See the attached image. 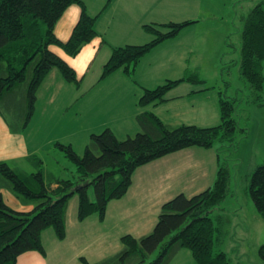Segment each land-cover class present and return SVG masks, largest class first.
Instances as JSON below:
<instances>
[{
	"label": "trees",
	"instance_id": "16d2710c",
	"mask_svg": "<svg viewBox=\"0 0 264 264\" xmlns=\"http://www.w3.org/2000/svg\"><path fill=\"white\" fill-rule=\"evenodd\" d=\"M72 4L80 7V17L68 40L62 42L55 37L53 28ZM95 18L87 14L81 0H0V106L3 104L20 116L27 108L28 121L37 89L52 69H57L67 83L78 87L80 82L75 71L49 47H57L67 56L75 57L85 44L98 36ZM190 23L143 25L144 32L153 38L142 45L112 47L100 79L118 70L131 78L137 62L146 53L175 37ZM240 38L239 75L248 84L253 100L258 101L256 105L262 106L264 0L254 5L243 19ZM180 82L205 83L188 72L181 79L168 80L153 89L144 88L137 105L162 103ZM237 101L219 92L220 122L212 127L170 126L144 111L136 115L140 132L122 140L109 129L90 135L81 156L70 144L55 142V148L75 165L76 174L71 179L55 177L34 154L25 158L32 172L0 161V188L8 190L21 204L32 206L30 211H15L0 195V264H16L18 257L29 251L44 256L41 233L47 228H52L62 240L66 207L73 195L79 200V221L92 214L103 219L108 202L125 195L136 168L188 147L215 150L218 167L212 185L190 198L180 194L165 202L149 234L137 239L129 235L121 237L122 249L95 264H169L180 249L189 250L195 264H230L223 252L214 251L224 233L210 213L219 207L229 188L230 172L220 158V147L235 144L236 130L245 133L234 117ZM0 115L6 119L1 107ZM248 193L257 214L264 220V163L251 173ZM157 250L156 258L148 261ZM259 254L264 259V244ZM79 261L90 264L84 258Z\"/></svg>",
	"mask_w": 264,
	"mask_h": 264
},
{
	"label": "crops",
	"instance_id": "0c3cea01",
	"mask_svg": "<svg viewBox=\"0 0 264 264\" xmlns=\"http://www.w3.org/2000/svg\"><path fill=\"white\" fill-rule=\"evenodd\" d=\"M81 1L87 3L84 4L87 14L96 17V20L106 12L111 3V0ZM128 4L135 6L133 10L135 16H138L140 11L137 3L128 1ZM80 13L81 9L77 4L65 9L53 28L57 39L62 42L68 40ZM137 31L138 29L129 35H136ZM192 32L184 28L175 37L153 47L137 62L131 78L120 70L103 79H100L101 73L89 77L90 64L94 63L103 50V58L109 57L110 49L106 47L112 46L98 32V36L85 44L75 57H69L61 49L50 46L49 49L75 71L80 83L78 87L67 83L57 69H52L38 87L35 103L43 94L40 92L42 84L57 80L54 85L59 88H52L54 92L60 95L62 89H65V102L74 104V112L70 116L74 123H66L68 115H65L63 124L57 122L60 126L67 127V130L73 128L75 131L72 136L65 135V132L63 137L76 135L83 138L85 144L90 135L99 134L105 129L111 130L120 140L135 135L141 130L136 115L144 111L152 113L163 124L170 126H216L220 122L221 91L204 80V84L180 82L166 94L162 103L145 107L137 105L144 88L153 89L168 80L181 79L192 70L194 50L198 42L204 45ZM146 40L143 35L134 44L125 42L123 45H139L146 43ZM200 49L198 46V50ZM103 62L99 65V71H102ZM216 66L213 68H217ZM44 97L47 96H42ZM47 101L52 103L49 97ZM31 118L26 122V129ZM52 119L50 116L48 122ZM254 131L256 129L251 128V133ZM35 148L21 129L13 127L0 115V161L23 169L17 164L33 154ZM217 167L215 150L201 147H188L142 165L133 171L131 184L125 195L108 202L103 219L92 214L79 221V200L77 195H73L66 207L64 238L59 240L52 228L45 229L41 233L45 255L36 251L25 252L18 257L16 264H81L79 258H84L90 264L99 263L122 249L121 237L129 235L137 239L149 234L165 202L180 194L190 198L209 188L215 179ZM48 170L59 177L55 169ZM0 195L5 204L15 211L26 212L32 209L31 205L21 204L6 189L0 188ZM89 196L93 198L90 191Z\"/></svg>",
	"mask_w": 264,
	"mask_h": 264
},
{
	"label": "rangeland",
	"instance_id": "374dc122",
	"mask_svg": "<svg viewBox=\"0 0 264 264\" xmlns=\"http://www.w3.org/2000/svg\"><path fill=\"white\" fill-rule=\"evenodd\" d=\"M128 1L137 3L140 11L138 16H135L133 10L135 6L128 4ZM259 1L111 0L106 12L95 21L94 25L103 39L112 46L122 47L125 46L123 45L125 42L134 44L143 35L147 39L146 43L153 38L152 35L144 32L143 25L192 22L185 29L193 31L192 35L204 45L198 42L201 49L198 50L197 46L194 50L195 62L194 67L189 71L190 75H196V78L208 82L207 84L220 90L227 97L239 100L235 102L234 117L238 127L245 129V133L236 130L233 139L235 144L220 147V158L222 162H226L230 172L229 188L219 207L210 213L215 224L224 233L221 242L215 244L214 251L223 252L230 264H264V259L259 254V248L264 244V220L257 214L248 193L251 173L264 163V92L260 93L263 105L257 106L258 101L253 100L254 95L248 84L239 75L243 19ZM137 29L136 35H129ZM161 29L163 33L166 32V29ZM112 46L106 47L110 49L109 56ZM104 52L103 50L94 63L90 64L89 77H93L94 74L100 75V63L103 61L106 63L108 60V57L103 58ZM214 65L219 70L213 68ZM57 82L55 79L51 82L45 81L40 87V92L43 94L36 103L34 102L33 110L28 116L32 118L27 129L24 124L27 121L25 118L28 115L27 108L22 110L23 115L20 116L15 115L3 104L0 107L9 123L21 129L27 139L35 145L36 150L33 154L42 160L45 168L55 169L59 177L71 179L76 174L75 165L55 148L54 143L65 145L71 143L72 149L79 156L83 154L86 144L82 141L83 138L76 135L63 137L65 132V135H74L73 128L69 129L73 132H67L69 131L67 127L59 125L63 124L65 115H68L66 121L68 125L74 123L70 117L74 112V104L65 102V89H62L60 95L54 92L52 88H59L58 85H54ZM42 96L49 97L52 103L47 101V97L42 98ZM50 116L53 119L48 122ZM251 128H255L256 131L251 133ZM227 144L228 142H225V145ZM17 165L26 172H32L30 165L23 159ZM89 191L93 194L91 188ZM157 254L158 250L148 261H153ZM169 264H195V261L189 250L180 249Z\"/></svg>",
	"mask_w": 264,
	"mask_h": 264
},
{
	"label": "water",
	"instance_id": "95a60500",
	"mask_svg": "<svg viewBox=\"0 0 264 264\" xmlns=\"http://www.w3.org/2000/svg\"><path fill=\"white\" fill-rule=\"evenodd\" d=\"M80 187V186H79Z\"/></svg>",
	"mask_w": 264,
	"mask_h": 264
}]
</instances>
